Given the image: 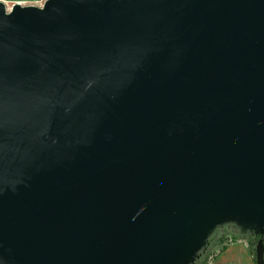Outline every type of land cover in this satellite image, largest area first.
<instances>
[{"label": "water", "instance_id": "1", "mask_svg": "<svg viewBox=\"0 0 264 264\" xmlns=\"http://www.w3.org/2000/svg\"><path fill=\"white\" fill-rule=\"evenodd\" d=\"M211 210L264 234V0L0 2V264H168Z\"/></svg>", "mask_w": 264, "mask_h": 264}, {"label": "rangeland", "instance_id": "2", "mask_svg": "<svg viewBox=\"0 0 264 264\" xmlns=\"http://www.w3.org/2000/svg\"><path fill=\"white\" fill-rule=\"evenodd\" d=\"M44 1L45 0H24L19 2L22 6L31 5L40 7ZM4 2V5L8 10L15 4L13 0H7ZM221 219L222 215H220L219 211L214 212L211 210L206 212L202 217H199V220H197L188 231H181V239L173 249L175 252L173 253L172 251L171 261H168V264H212L213 261H211V258L220 248V243H218L217 238L220 237L221 234L220 236L218 235L224 228H227L225 227L226 225L215 227L219 221H222ZM232 223L233 222H230V224ZM224 230H230V227L229 229ZM231 237H234L235 239L233 244L239 243L246 247L253 264H255L253 247L250 245L248 247L249 243L247 239L238 234L234 235L233 232ZM234 239L232 240L234 241Z\"/></svg>", "mask_w": 264, "mask_h": 264}, {"label": "crops", "instance_id": "3", "mask_svg": "<svg viewBox=\"0 0 264 264\" xmlns=\"http://www.w3.org/2000/svg\"><path fill=\"white\" fill-rule=\"evenodd\" d=\"M7 0H0L5 3ZM15 4H20L19 1L24 0H13ZM35 1V0H34ZM22 5V4H20ZM212 264H253V261L248 253V250L243 244H232L224 252L212 262Z\"/></svg>", "mask_w": 264, "mask_h": 264}, {"label": "trees", "instance_id": "4", "mask_svg": "<svg viewBox=\"0 0 264 264\" xmlns=\"http://www.w3.org/2000/svg\"><path fill=\"white\" fill-rule=\"evenodd\" d=\"M228 226H230L232 229H230V230H224V229H229V228H224L222 231H221V233H219V235L218 236H220V234H221V236L220 237H218L217 238V240H218V243H220V248L217 250V252L212 256V258H211V261H214L218 256H219V254H221L222 252H224L230 245H232L234 242H235V239H234V237H231L232 236V232L234 233V235H239V236H241V237H243V238H246L247 239V241H248V247H249V245L251 246V247H253V252H254V254H255V248H256V244H257V241L259 240V239H261L262 240V243H263V245H264V234H262V235H259V234H257V235H252V234H242V233H240L239 231H238V229H237V227L236 226H234L233 224H226V226L225 227H228ZM220 232V231H219ZM223 233V234H222ZM230 235V236H229ZM232 239H234V241L232 240ZM251 254V253H250Z\"/></svg>", "mask_w": 264, "mask_h": 264}, {"label": "flooded vegetation", "instance_id": "5", "mask_svg": "<svg viewBox=\"0 0 264 264\" xmlns=\"http://www.w3.org/2000/svg\"><path fill=\"white\" fill-rule=\"evenodd\" d=\"M230 226H228L227 228H229ZM230 229H232L231 227H230Z\"/></svg>", "mask_w": 264, "mask_h": 264}]
</instances>
